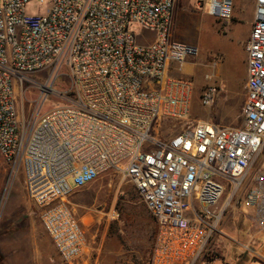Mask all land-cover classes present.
I'll return each mask as SVG.
<instances>
[{
    "label": "built area",
    "instance_id": "obj_1",
    "mask_svg": "<svg viewBox=\"0 0 264 264\" xmlns=\"http://www.w3.org/2000/svg\"><path fill=\"white\" fill-rule=\"evenodd\" d=\"M174 3L0 0V153L23 167L27 194L65 264H80L87 247L70 197L111 170L135 184L155 219L151 264H216L208 246L236 199L264 237V0L255 2L240 127L190 120L194 82L174 73L199 50L171 37ZM234 5L211 0L209 15L226 23ZM63 64L73 80L67 103L26 135L16 82ZM219 94L207 87L201 106ZM164 121L182 129L161 141Z\"/></svg>",
    "mask_w": 264,
    "mask_h": 264
},
{
    "label": "rangeland",
    "instance_id": "obj_2",
    "mask_svg": "<svg viewBox=\"0 0 264 264\" xmlns=\"http://www.w3.org/2000/svg\"><path fill=\"white\" fill-rule=\"evenodd\" d=\"M210 3L175 0L171 37L197 47L199 54L174 75L194 82L190 120L212 119L242 126L255 0H235L233 16L226 23L209 15ZM36 8L30 5L28 12ZM237 23L241 30L238 37L232 28ZM72 82L71 70L65 64L26 74L16 82L14 97L26 135L41 116L67 103ZM211 85L218 86L220 98L227 99L221 107L216 102L201 106L200 94ZM165 123L160 125L161 141L182 129L179 122ZM236 201L222 220V234H216L209 244V253L216 264H264V237L256 234L250 211ZM70 202L88 230L86 252L90 260H80V264H91L98 249L107 264H151L156 222L135 184L122 173L111 170L103 174L76 191ZM41 211L27 194L23 167H14L0 153V264H65L43 227Z\"/></svg>",
    "mask_w": 264,
    "mask_h": 264
},
{
    "label": "crops",
    "instance_id": "obj_3",
    "mask_svg": "<svg viewBox=\"0 0 264 264\" xmlns=\"http://www.w3.org/2000/svg\"><path fill=\"white\" fill-rule=\"evenodd\" d=\"M255 2H256V0H255ZM251 12V11H250ZM251 16V15H250ZM250 16H249V18H248V21H250ZM238 25H239V23H237V24H233V26H232V28H233V30H234V35H237V37L238 36H240V32H241V30L239 31V29H238ZM216 106L217 107H221L222 105H224L226 102H227V99H222V98H220V96L219 97H217V99H216ZM245 102V101H244ZM244 106V105H243ZM224 112H225V110H224ZM202 120V119H201ZM204 121H210V122H212V123H214V124H216V125H218V126H221V127H240V126H232V125H228V124H224V123H222L223 121H221V122H214V121H212V119H208V120H204ZM81 221H82V224H83V227H84V230H85V232H86V236H87V226H86V223L84 224V222H83V218H81ZM156 227H157V225H156ZM156 233H157V229H156ZM257 234V233H256ZM55 247V246H54ZM87 248H89V246L87 247ZM86 248V249H87ZM86 249H85V251H84V254H83V257H82V261H83V263H85V262H88L89 260H90V253H88V252H86ZM97 254V258H96V260H99L102 264H107L106 262H109V261H106V258L105 259H101V254H100V249H98V252L96 253ZM60 257V256H59ZM105 261V262H104Z\"/></svg>",
    "mask_w": 264,
    "mask_h": 264
}]
</instances>
